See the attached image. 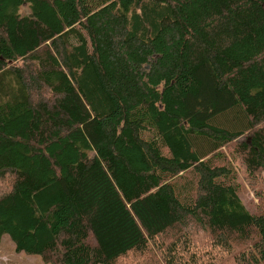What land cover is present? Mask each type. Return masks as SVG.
Returning <instances> with one entry per match:
<instances>
[{
  "label": "trees",
  "instance_id": "16d2710c",
  "mask_svg": "<svg viewBox=\"0 0 264 264\" xmlns=\"http://www.w3.org/2000/svg\"><path fill=\"white\" fill-rule=\"evenodd\" d=\"M4 234L48 264H264V0H0Z\"/></svg>",
  "mask_w": 264,
  "mask_h": 264
},
{
  "label": "rangeland",
  "instance_id": "374dc122",
  "mask_svg": "<svg viewBox=\"0 0 264 264\" xmlns=\"http://www.w3.org/2000/svg\"><path fill=\"white\" fill-rule=\"evenodd\" d=\"M20 11L26 12L27 6L21 8ZM234 164L238 169L239 182L242 185V200L246 205L250 206L252 203L256 204L259 202L256 195H254L253 189L247 183L245 179L244 168L239 159L234 160ZM198 238V237H197ZM200 238V237H199ZM0 264H48L44 262L39 255L26 254L23 251H17L15 249V244L11 238L4 234L0 241Z\"/></svg>",
  "mask_w": 264,
  "mask_h": 264
}]
</instances>
